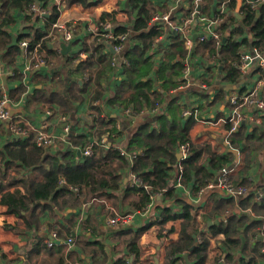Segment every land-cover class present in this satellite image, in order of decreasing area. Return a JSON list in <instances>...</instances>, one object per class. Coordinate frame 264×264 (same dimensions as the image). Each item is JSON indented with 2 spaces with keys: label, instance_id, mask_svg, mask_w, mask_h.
Masks as SVG:
<instances>
[{
  "label": "crops",
  "instance_id": "obj_1",
  "mask_svg": "<svg viewBox=\"0 0 264 264\" xmlns=\"http://www.w3.org/2000/svg\"><path fill=\"white\" fill-rule=\"evenodd\" d=\"M41 7L50 10L49 12L52 10L49 2L48 5L42 4ZM150 7L151 17L146 27L137 29L138 11L131 6L130 0H97L89 6L69 4L67 1L66 9L59 13L57 20L68 21L69 24L76 22L72 41L45 37L52 26L49 22L50 15L27 20L26 13L16 11L12 22L6 24L3 29L14 41L11 44L18 45L19 51L15 55L13 66L4 61L3 52L0 51V98L3 94H7L15 100H21V106L25 109V112L21 113L22 118L36 125L47 124L46 130L49 133L62 135L63 127L70 125V131L64 141L58 139L51 146L36 142L43 150V155L55 156H48L51 159H48L50 162L46 163L45 168L49 171L56 157L61 162L67 160L65 155L68 153L80 156L79 148L84 146L82 142L94 140L96 132L105 134L103 137L105 154L110 151L111 146L119 153L120 146L132 155L138 146L135 137L141 125L146 132L158 130L164 116L171 118L175 115L179 123L183 126L188 125V138L193 145L203 146L204 149L208 147L212 154L228 159L222 170L211 168L209 166L211 156H207V150L204 151L207 163L205 169L212 174L209 184L211 181H217L225 169L232 183L247 187L248 191L244 195H228L221 188L208 187L209 184L202 185L201 175L195 176L192 182L183 180L179 187L172 185L180 175L179 166L182 165L183 160L182 156L178 157V154H181L180 146L176 151L178 159L174 165L175 169L168 172V184L164 188H171L172 196L144 179L146 171H152V168L140 172L134 170L135 161L139 156L145 155L146 149H142V146H139L142 151H135L132 155L130 166L124 163L128 156H118L111 159V163L106 168L108 171L105 169L96 172L98 181L96 188L104 192L102 196L88 194L87 188H72L66 182L61 183V179L65 181L66 176L60 172L56 180L57 190L70 189L74 195L72 197L64 195L57 203L31 197L29 207H34L35 204L39 207L34 216L29 210L21 217L9 211V206L0 201V218L3 220V223H0V237L9 234L13 236L12 240H0V243L13 245L18 244L17 238L24 240L26 245H30L27 248L30 264L42 252L51 256L56 250L67 248L65 244L54 248L45 244V240L53 233H56L60 240H66L70 235L75 237L76 245L67 252L69 261L74 255L80 256L81 264L84 259L95 261L98 251L106 250L111 255L108 264L121 255L131 263L129 239L134 237L133 232L139 227L151 221H153L151 226L138 237L139 244L146 245L141 249V259L144 262L156 260V264H187V253L185 255L187 258L182 255V258L176 262L174 259L177 256H173V252L168 251L169 246L180 237L182 219L170 218L162 225L158 223L159 215L161 216L164 208H173L178 212L184 204L192 206V211L199 222V229L205 234L209 233L207 224H216L233 214L248 216L250 220L258 219L261 224L256 230V235L249 233L246 238L244 233L241 237L251 247L256 245V238L264 242V214L258 213L252 203H245L250 197L255 203H260L264 199V148L261 147L264 144V110H256L249 106L243 108L244 119L239 129L234 132H229L227 124L222 122L232 113L234 107L229 98L253 86L259 66H256L250 78H241L242 55L257 44L260 36L247 22V12L240 20L239 14L232 11L235 0H150ZM248 7L254 10L251 4L246 3L240 11L245 12ZM168 11L171 12L177 26L184 24L185 16H189L194 11L199 13L191 19L186 30L181 32L173 29L168 23L154 21L153 16L156 13ZM106 12L113 14L107 16L106 20L101 19V15ZM216 13H219L221 18L215 28V34L218 36L208 33L206 22L202 20V16L213 17ZM105 22H110L115 32L118 26L127 28L125 33L128 39L123 44L116 65L111 60L113 46L101 35ZM35 29L47 32L41 39L43 45L40 53L46 59L47 65H40L27 72L24 69L25 59L20 41L30 37L18 40V36L21 33L33 32ZM144 30H153L159 34L154 36L151 33L146 37L149 46L145 49L144 57L150 65L145 62L139 63L145 74L139 75L136 81L150 80L154 94L150 95L149 102H134L131 103L132 106L125 101L116 103L114 95L119 85L128 77L126 68L129 65V50L142 43V38L139 36ZM177 41L182 44V50L176 51ZM63 43L70 45V48H64ZM229 44L238 48L239 59L227 55L230 52ZM171 53L174 54L171 62L176 63L180 70L172 76L176 81L173 85L166 82V75L171 72L172 67L161 69L165 64L170 67L171 62L168 58ZM262 54L264 55V51ZM99 56H102L100 61H98ZM186 68H189L187 76H185ZM232 68L237 69L239 76L233 77ZM235 78L237 79L234 80ZM202 83L206 87H203ZM180 85L184 87L176 90ZM18 87L21 88L22 93L17 90ZM101 89L110 115L105 114L104 106L92 102ZM15 92L20 94L17 97L13 96ZM156 102H160L161 106L153 112ZM135 105L139 106L134 107ZM193 106L198 107L197 113L195 108L191 109ZM128 109L130 113H127ZM100 116L104 117L105 121L112 122L105 127L111 131L99 129L95 120ZM15 136L6 122H0V150H3ZM32 139L36 141L34 137ZM78 142H81L79 146L73 148L72 145ZM6 159L12 161V164L15 161L17 164L14 165H17V169L10 168L8 177L15 178L12 184L7 185L8 180L0 177V183L7 185L4 192H20L22 188L21 193L32 196L28 193L31 191V185L27 183L30 181L42 183L45 178L44 169L40 168L42 172L35 171L33 167L22 168L19 159L10 157ZM86 159L81 156L80 164L75 166L80 167ZM1 167L2 171H5L4 162L1 163ZM129 172L132 173L131 176L128 175ZM181 174L183 176V173ZM99 182L103 183L100 185ZM136 188L150 193L148 207L145 206V209L150 208V213L145 218L142 214H134L131 224L128 223L123 227L108 225L109 218L117 213L127 215L138 212L140 208L137 205L141 196L135 191ZM158 192L161 194L158 195ZM1 196L2 194L0 199ZM76 197L78 200L75 199ZM222 199L232 200V204L224 209L216 208V201ZM80 217L83 219L81 220ZM85 226L91 230L82 237ZM198 234H201L203 241L202 233ZM28 237H31V240ZM223 239V234L210 236L209 260L206 264H213L219 248L224 251ZM94 242L95 244H92ZM98 243L102 245L103 250H96ZM85 250L88 252L87 257L82 255ZM247 253L250 254L248 251ZM0 255L7 264L9 253L3 252ZM18 258L14 256L12 259ZM188 260L192 264L189 258ZM261 261H264V257L258 258L257 263L261 264ZM35 264L42 262L35 261Z\"/></svg>",
  "mask_w": 264,
  "mask_h": 264
},
{
  "label": "trees",
  "instance_id": "obj_2",
  "mask_svg": "<svg viewBox=\"0 0 264 264\" xmlns=\"http://www.w3.org/2000/svg\"><path fill=\"white\" fill-rule=\"evenodd\" d=\"M67 1L69 4L77 3L84 6H89L97 0ZM34 2H39L41 4H44L45 6L48 5V0H0V46H2L3 44H7V47H0V51L3 52L2 57L4 61L11 66H13L12 64L14 63L15 55L19 51V47L17 44H11L14 41L11 39V36L4 31L3 27L9 22H12L16 11H27L30 5ZM130 3L131 6L138 11L136 21L137 29L145 28L149 18L151 17L150 0H130ZM246 9L247 22L253 26L257 35L260 36V39L259 41H257L256 45L260 49L261 47L264 48V5L260 7V15L258 17L256 16L255 11L250 7ZM59 13L60 11L56 7H53L50 12L49 22H55L59 16ZM111 14L113 13H103L101 15V19L106 20V17L110 16ZM126 30L127 28H125V26H118V28L116 29L117 33L119 34L126 32ZM46 33V31L35 29L33 30V32L21 33L18 36V40H21L24 37H30V48L33 49L37 41L44 38ZM151 33L154 36L159 34V32H155L153 30L142 31V34L139 37L142 38L143 44L141 43L140 45H135L129 50V65L128 68H126L128 77L119 85V88L114 95V100L116 101V103H123L122 101H125L126 104H130V106H132L133 101H135V103L149 102L151 98L150 95L154 94V91H152V84L150 80H146L145 82L136 81V78L139 75L145 74L144 70H142V67H139V63L145 62L147 65H150L148 64L147 59L144 57V52L146 47L149 46V43H147L146 41V37H148L147 35H150ZM45 37L48 39L51 38L48 37V35H46ZM176 45V51L182 50V44L180 42H178ZM229 47L230 52H228L227 55H230L233 59H239V54H237L238 48L236 46H232L231 44H229ZM39 52H41L40 49ZM47 54H49V51ZM173 56V53L169 54L168 59L170 62L172 61ZM98 59V61L102 60V56H99ZM169 65L170 67H167V64H165L161 69H169L172 67L171 72L166 75V82H169V85H173L176 81L173 80L172 76L175 75V73L180 72V70L179 66L176 63L171 62ZM231 72H233V77L239 76L236 68H232ZM236 79L237 78H235L234 80ZM17 90H20V93H22L20 87H18ZM20 93L16 94L15 92L13 93V96L17 97ZM139 105H135L134 107H137ZM95 121L99 125V129L103 131L110 130L106 129L105 127H107L111 121H105L104 117L102 116H100L99 119L96 118ZM179 122L180 121L177 117H175V115H172L171 118H169L168 116H164L163 121L159 123L161 127L158 130L153 129V131L151 132H146L144 126L141 125L135 137V143L139 146H142V149H146V151L144 156H139L135 161L134 170L140 172L141 170H148L149 168H152V171H146L144 179L149 184L158 186L160 189H164L167 186V180L169 179L168 172L175 169L174 165L177 163V147H179L183 143L190 144L188 157L181 161V164L185 167V171L182 172L183 180L192 182L195 176L201 175L202 185L209 184L212 174L207 169H205V165H207L205 160L206 154H208L207 156H211V164L209 165L211 166V168L222 170L228 160L226 157L212 154L211 150L208 147L207 149H204L203 146L193 145V143L188 138V125L183 126ZM31 134L25 138L15 136V138L10 141L3 150H0V177L8 180L7 185L15 182V178H13L14 176H12L11 179L10 177H8L10 174V168L17 167V165H14L17 164L15 163V161L14 164H12V161H7L6 157H10L11 159H19V161H21L22 163V165H20L22 168H25L26 166L33 167L35 171H42L40 168H43L45 171V178L42 183H37L35 181H30L27 183L28 185H31V191H29L28 193L32 196L26 195L19 191L4 192V189L7 185H5L4 183H0V194H2L0 201L9 206V211L22 217L25 212L30 210L32 216H34L36 210L39 207H37L36 204L34 205V207H29L31 197L37 200H52L53 203H57L60 197L64 195L72 197L74 195V192L70 189L57 190L56 180L59 177L61 169L66 176L64 177L65 182L69 186H72V188H87L88 194H94L95 196H102L104 194L103 191H100L96 188L98 183L96 179L97 174L95 173V175L93 176L89 168H83L81 166L76 167L71 163L63 165L59 162L60 160L58 157L53 159L51 164V171L45 168L46 163L49 161L48 159H51V157L55 156L43 155V150L39 148L36 144V141L32 139L34 137V134ZM143 146L146 147L144 148ZM110 148V151L104 155L105 161H109L110 159H113V157H122L119 153L113 150L114 148L112 146ZM204 151H206V154H204ZM72 156V153H68L65 155V159L67 158V160H69V158H71ZM88 160L92 159L87 158L83 165L88 164ZM202 160L205 161L202 162ZM2 162H4L5 164V171H2ZM74 168L78 169V171H75ZM106 170L108 171V169ZM99 183L101 185L103 182ZM164 190L167 195L172 196L171 188L168 187ZM135 191L139 192V195L141 196L140 201L137 205L140 208L138 209V211L145 209L146 204L150 201L151 198L150 193L144 189L139 190L137 188L135 189ZM75 199L78 200L77 197ZM245 203H252L258 213L264 214V199L260 203H255L252 202V197H250L249 199L245 200ZM231 204L232 200H217L216 208L224 209ZM159 218L160 219L158 220V223H160L161 225L164 224V222L168 221L170 218L182 219V230L180 233V237L176 242L172 243L169 246L168 251L169 253H174L175 251L186 250L188 258L191 260L192 264L207 263V261L209 260L210 236H219L220 234L224 235V239L222 240L224 251L221 250V248L217 250V253L214 256L213 264H255L258 262V258L264 257V253L260 252V248L264 244L261 239L256 238V245L251 247L248 242H244L243 237H241L244 233V237L246 238L249 233H253L254 236L256 235V230L261 224L258 219L250 220V217L248 216H238L236 214H233L231 216H227L226 220L221 219L222 221H219L216 224H207L206 227L209 229L208 235L201 231V229H199V222L198 220H196V214H194V212L192 211V206H190L189 204H184V207L178 212L174 211L173 208H164L163 213L161 214V216L159 215ZM32 220L35 221L34 219ZM152 222L153 221L143 224L135 232H133L134 237L129 239V251L132 255L130 260L131 263L125 259L124 255H121L114 259L111 264H156V260L144 262V260L141 259V249L146 245L141 246L138 241V237L144 230L151 226ZM198 233H202L203 235V241L200 244H197L196 242V236L198 235ZM219 242H221V240ZM92 244H95V242ZM96 250H103L102 245L98 243V246H96ZM249 250H251V255L248 253L246 254V252H249ZM219 258H224L226 260L225 263H219Z\"/></svg>",
  "mask_w": 264,
  "mask_h": 264
},
{
  "label": "built area",
  "instance_id": "obj_3",
  "mask_svg": "<svg viewBox=\"0 0 264 264\" xmlns=\"http://www.w3.org/2000/svg\"><path fill=\"white\" fill-rule=\"evenodd\" d=\"M50 3L51 8L56 7L60 12L65 10L67 7V1L66 0H60V3L57 4L54 2V0H48ZM41 3L39 2H34L30 5L29 9L27 11H21V13H26V18L27 20H32L33 18L37 17H44L45 15H50L49 11L45 8L41 7ZM63 6V8H62ZM252 7V5H251ZM253 8V7H252ZM198 11L192 12L189 16H185L184 19V24L182 26H177V23L172 19L171 12H163V13H156L153 16L154 21H163L164 23H168L173 29L179 30L181 32H184L189 25L191 19L198 14ZM186 15V14H185ZM202 20L207 26V32L208 33H213L215 34V28L217 25L220 23L221 18L220 14L216 13L213 17H207V16H202ZM111 25V27H109ZM76 26V22H73L69 24L68 21L64 22L62 20H56L55 22L52 23L51 30L48 31V37H51L53 40L56 38H62L64 41H72L74 39V27ZM112 24L110 22H105L103 29L104 31L101 33L102 36H104L108 41H110L111 45L113 46V54L111 56L112 63L116 65L117 60L119 59L120 52L123 48V44H125V41L128 39L127 33H117L115 32L112 28ZM215 36H218L215 34ZM20 46L22 48V53L25 59V66L24 69L25 71H31L36 67H39L40 65H47V61L40 54L39 49L41 50L42 48V41L39 40L37 43L34 45L33 49H31L30 45V39H23L20 41ZM261 50L257 45H253L250 51H246L243 53V64L246 62L244 61L245 56H252L255 57L256 51ZM262 54V53H261ZM263 55V54H262ZM259 60V57H256L253 62L256 63V61ZM259 66V72H257L255 82L253 83V86L247 88L246 90L236 93L232 95L229 100L230 102L234 105L232 113L226 117L225 119L222 120V122L227 124L228 131L229 132H234L239 129L241 121L244 119V115H242V110L243 108L249 106L253 109L256 110H264V77H261L259 75L261 71V66ZM189 74V68H186L185 70V76ZM203 87H206L204 83L201 84ZM184 85H180L176 90L183 88ZM263 93V94H262ZM5 100H7V104H5ZM22 105L21 100H15L11 97H9L7 94H3L2 97L0 98V122L7 123L9 125V128L11 131L18 137L24 138L28 137L31 133L34 134V139L36 142L40 145H48L51 146L53 145L59 137L63 136L64 138L67 136V133L70 131V125H65L63 127L64 133L62 135H57L53 133H49L46 128L47 124H42V125H36L33 123H29L26 119L22 118L21 113H16L12 114L11 109H18ZM161 106L160 102H156L155 107L153 108V112H156L157 109H159ZM195 108L194 110H197L196 113L198 112V107L193 106L191 109ZM127 113H130L129 110H127ZM188 113V110L186 111ZM66 129V131H65ZM95 146V144L93 145ZM119 149V154L123 157L129 156V152L125 148H121L120 146L118 147ZM179 150L181 152V156L183 159H186L188 157V153L190 150V144L189 143H183L180 145ZM133 157V156H132ZM179 171L180 175L175 179L176 182L173 183L172 185L179 187L182 185L183 177H182V172L185 171L184 165L179 166ZM209 187H220L225 189V191L228 194L231 195H244L247 193L248 188L240 185H235L232 183L227 175V171L224 170L222 175L219 177V179L215 182H211L209 184ZM150 213V208L144 209L132 214H127V215H120V214H115L114 216H111L108 220V225L112 226V222L115 221L116 224H120L121 220H117L116 217L117 215H120L123 221V224L126 225L129 223V220L132 221L135 217L134 214H138L143 216L145 218L148 214ZM114 227V226H112ZM74 238L73 236H70ZM197 242L201 243L202 241V236L201 234H198L196 236ZM45 244L49 247H54V246H59L62 244H65L67 247L66 240H60L58 238V235L56 233L52 234L50 238H47L45 240ZM75 246V240L73 243V246L71 249ZM187 251H175L173 256H177L174 260L176 262L183 257H185ZM128 261V260H127ZM224 258H219L218 262L219 263H225ZM129 262V261H128ZM259 264V263H256Z\"/></svg>",
  "mask_w": 264,
  "mask_h": 264
},
{
  "label": "clouds",
  "instance_id": "obj_4",
  "mask_svg": "<svg viewBox=\"0 0 264 264\" xmlns=\"http://www.w3.org/2000/svg\"><path fill=\"white\" fill-rule=\"evenodd\" d=\"M54 2L59 4L60 0H54ZM246 3L252 5V7L255 11V14L258 17L260 15V12L258 10L260 9L261 5H264V0H235V7L232 9V11L234 13H238L239 19L241 20L243 18V16L246 15L247 10H245V12H241L240 10H241V7ZM62 8H63V6H62ZM109 27H111V25H109ZM0 47H7V44H3ZM262 51H264V49L257 50L255 57H252V56H245L244 57V61H246V62L243 64L241 71H240L241 78H244V77L250 78L251 74H252L253 70L256 68L257 64H259L261 66V71H260L259 75L261 77H264V55L261 54ZM256 57H259V60L256 61V64H254L253 60H255ZM253 82H255V81H253ZM90 101H91V98H90ZM92 102H95L96 104L104 106L106 115L111 114L110 112H108V109H107V101L103 97V89L100 90L98 96ZM134 102L135 101H133V103ZM5 104H7V100H5ZM0 107H3V106H0ZM128 110H130V109H128ZM65 123H67V121H65ZM117 127H118V125H117ZM5 131H6V129H5ZM65 131H66V129H65ZM104 135L105 134L102 132L94 133V140L89 139V140H85L82 142L84 146L79 148V151L81 153L80 156L73 155L71 158H69V160H64V161H61L60 163H62L63 165L71 163L73 166H75V165L80 164L81 156H83L85 159L91 157L93 159L88 160V164L81 165V167L89 168V170L92 172L93 176L98 171H104L108 167V165L111 163V159L109 161L104 160V155H105V152H104L105 141L103 138ZM59 141H64V137L63 136L59 137ZM79 143H81V142H78L77 144L72 145V147L77 148L79 146ZM94 144H95V147L93 146ZM261 147L264 148V144H262ZM135 151H142V149L138 145L136 147V149L134 150V152L132 153V155L135 154ZM93 154H95V155L93 156ZM37 155H38V153H37ZM132 155H129L128 158L125 160V162H124L125 165L130 166ZM113 158H115V157H113ZM250 159H251V157L249 156V160ZM74 170L78 171V169H75V168H74ZM61 172H63L62 169H61ZM128 175L131 176L132 173L129 172ZM11 178L12 177H10V179ZM63 182H65V181H63L61 179V183H63ZM20 192H23L22 188L20 189ZM157 194L159 195L161 193L158 192ZM146 207H148L147 204H146ZM80 219L82 220L83 217H80ZM116 219L121 220V223L116 224L115 221H113L112 226L123 227L124 224H123L121 216L117 215ZM0 223H3L2 218H0ZM129 224H131L130 220H129ZM132 226L135 227V225H132ZM90 230H91V228H88L87 226H85V230L82 232V237L86 236V232L90 231ZM12 239H13V236L11 234L0 237V240H12ZM28 239L31 240V237H28ZM17 240H18V244H13V245H3L2 243H0V253H3V252L9 253L7 264H30L28 257H27V248L30 245H26L25 241L22 239L17 238ZM66 243H67L68 247L63 249V250H56L54 255L48 256L42 252L40 256H37L34 258V261L32 262V264H35V261H41L42 264H43V262H47V264H81L80 256L74 255L71 261H69L67 258V252L71 250V247L73 246V243H74V238L67 237ZM109 247H110V245H109ZM249 252L251 255L252 254L251 250H249ZM260 252L264 253V247L260 248ZM82 255L87 257V255H88L87 250H85ZM14 256H17L19 258L17 260H13L12 258ZM110 259H111V255L106 250L98 251V255H97L95 261H92L90 259H84L82 261V264H108V261ZM0 264H5V262L3 261L2 255H0ZM261 264H264V261H261Z\"/></svg>",
  "mask_w": 264,
  "mask_h": 264
},
{
  "label": "water",
  "instance_id": "obj_5",
  "mask_svg": "<svg viewBox=\"0 0 264 264\" xmlns=\"http://www.w3.org/2000/svg\"><path fill=\"white\" fill-rule=\"evenodd\" d=\"M62 46L64 47V48H70V45H66V44H62ZM24 113L25 112V109L22 107V108H18V109H11V113L12 114H16V113ZM181 156V154L179 153L178 154V157H180ZM186 258H187V256H185ZM187 264H191L190 263V261L188 260V258H187Z\"/></svg>",
  "mask_w": 264,
  "mask_h": 264
},
{
  "label": "flooded vegetation",
  "instance_id": "obj_6",
  "mask_svg": "<svg viewBox=\"0 0 264 264\" xmlns=\"http://www.w3.org/2000/svg\"><path fill=\"white\" fill-rule=\"evenodd\" d=\"M208 187H209V185H208ZM218 188H220V187H218ZM221 189L225 191V189H223V188H221ZM227 194H228V193H227ZM228 195H231V194H228ZM231 196H234V195H231Z\"/></svg>",
  "mask_w": 264,
  "mask_h": 264
},
{
  "label": "rangeland",
  "instance_id": "obj_7",
  "mask_svg": "<svg viewBox=\"0 0 264 264\" xmlns=\"http://www.w3.org/2000/svg\"><path fill=\"white\" fill-rule=\"evenodd\" d=\"M174 253H175V252H174ZM174 253H173V254H174Z\"/></svg>",
  "mask_w": 264,
  "mask_h": 264
}]
</instances>
